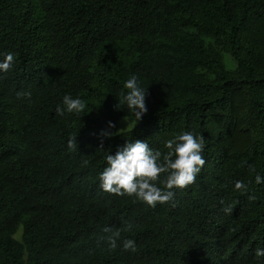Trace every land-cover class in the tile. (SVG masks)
<instances>
[{
    "label": "trees",
    "instance_id": "1",
    "mask_svg": "<svg viewBox=\"0 0 264 264\" xmlns=\"http://www.w3.org/2000/svg\"><path fill=\"white\" fill-rule=\"evenodd\" d=\"M8 53L0 264H264V0H0V62ZM132 75L147 89L140 121L117 107ZM65 95L85 111L57 115ZM185 132L203 136L206 163L171 202L102 190L108 155L136 141L163 155Z\"/></svg>",
    "mask_w": 264,
    "mask_h": 264
},
{
    "label": "clouds",
    "instance_id": "2",
    "mask_svg": "<svg viewBox=\"0 0 264 264\" xmlns=\"http://www.w3.org/2000/svg\"><path fill=\"white\" fill-rule=\"evenodd\" d=\"M14 56L8 53L2 62H0V71L7 72L12 67ZM127 92L121 94L119 107L126 104L130 109L136 121H140L144 114L147 113L146 106L147 89L139 86L138 78L132 75L123 86ZM30 92H18L17 97L30 98ZM85 102L71 95L63 97L62 106L58 105L55 109L57 115L63 116L65 112L79 115L85 111ZM114 127L113 124L109 125ZM104 135H110L105 133ZM77 140L72 137L68 140L70 151L76 150ZM168 151L162 155L160 151H153L146 142L136 141L129 143L122 151L115 155H108L107 167L100 174V187L103 191L117 195L135 197L137 200L145 203L151 208L157 204L169 203L174 198V189H186L195 183L197 175L204 167L206 160L202 153L205 147L203 136H196L191 132H185L174 139L165 142ZM84 161V166L88 165ZM167 174L166 178L161 181V176ZM257 184L264 182V178L257 175L255 178ZM158 182L163 184V188L158 187ZM235 190L247 193L248 188L242 181L235 183ZM249 199H255L249 196ZM223 203V201L221 202ZM226 214L233 212V206L229 205L223 208ZM132 225L127 226L131 230ZM104 232L111 233L107 237V242L111 250H115L117 240L120 238L119 231H113L110 227H105ZM125 251H136L135 241L125 239L123 241ZM257 257L264 256V249H257Z\"/></svg>",
    "mask_w": 264,
    "mask_h": 264
},
{
    "label": "rangeland",
    "instance_id": "3",
    "mask_svg": "<svg viewBox=\"0 0 264 264\" xmlns=\"http://www.w3.org/2000/svg\"><path fill=\"white\" fill-rule=\"evenodd\" d=\"M223 59H224V62L226 63V66L227 67H232L233 66V63H232V57L231 55L228 53V52H224L223 53ZM124 121L121 123V126L124 125Z\"/></svg>",
    "mask_w": 264,
    "mask_h": 264
}]
</instances>
